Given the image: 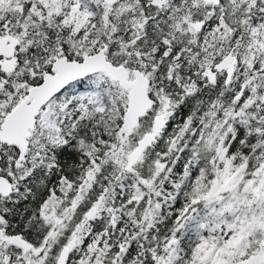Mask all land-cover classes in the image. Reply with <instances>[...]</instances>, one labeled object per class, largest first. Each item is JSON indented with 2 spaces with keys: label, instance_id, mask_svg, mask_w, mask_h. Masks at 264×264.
Segmentation results:
<instances>
[{
  "label": "snow or ice",
  "instance_id": "6c2138e0",
  "mask_svg": "<svg viewBox=\"0 0 264 264\" xmlns=\"http://www.w3.org/2000/svg\"><path fill=\"white\" fill-rule=\"evenodd\" d=\"M0 264H264V0H0Z\"/></svg>",
  "mask_w": 264,
  "mask_h": 264
}]
</instances>
